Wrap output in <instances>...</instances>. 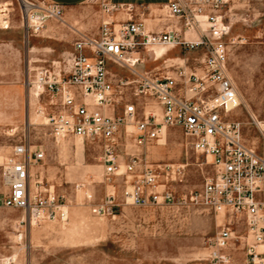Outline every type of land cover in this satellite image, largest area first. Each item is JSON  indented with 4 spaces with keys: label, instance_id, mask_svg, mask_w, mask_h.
Returning <instances> with one entry per match:
<instances>
[{
    "label": "built area",
    "instance_id": "built-area-1",
    "mask_svg": "<svg viewBox=\"0 0 264 264\" xmlns=\"http://www.w3.org/2000/svg\"><path fill=\"white\" fill-rule=\"evenodd\" d=\"M22 2L27 35L41 33L48 19H63L64 9L58 4ZM231 2L174 0L165 6L185 32L202 33L198 41H189L178 31L149 32L144 21H104L97 37L80 35L67 59L36 71L32 84L48 99L52 135L97 142L107 179L125 177L123 199L133 206L188 202L186 196L178 201L168 183H162L171 167L149 163L145 152L167 129H181L190 148L212 168L202 189L189 197L190 203L226 217L222 230L207 242L210 260L264 264V118L250 113L248 121L262 141L260 152L246 141L244 123L232 116L241 99L228 64L231 27L226 9ZM103 9L113 14L122 7L103 0ZM163 45L203 51V62L189 71L179 69L175 76L138 68L143 50ZM44 159V151L21 142L1 166L8 189L1 203L23 211V223L68 220L67 207L54 191H43L37 183V191L32 192L31 170ZM238 227L242 231L237 234L233 229ZM232 247L241 249V263L228 253Z\"/></svg>",
    "mask_w": 264,
    "mask_h": 264
},
{
    "label": "rangeland",
    "instance_id": "rangeland-1",
    "mask_svg": "<svg viewBox=\"0 0 264 264\" xmlns=\"http://www.w3.org/2000/svg\"><path fill=\"white\" fill-rule=\"evenodd\" d=\"M8 1H0V264H213L207 242L222 230L226 217L190 203L212 168L190 148L181 129H167L145 152L149 163L171 167L162 183H168L178 201L186 196L188 202L147 208L124 201V176L107 179L97 142L57 139L51 133V107L32 84L33 75L39 67L67 59L77 31L95 34L103 0H91L68 20L65 15L48 19L33 38L23 22V0L3 3ZM226 22L231 27L229 73L241 99L232 116L244 123L246 141L263 152L248 121L250 113L264 118V0H232ZM188 53L182 50L178 56ZM141 56L147 69L157 66L147 51ZM21 142L45 152V159L31 170L33 194L37 183L43 191H54L67 207V221L31 225L23 223V211L3 207L8 189L1 166ZM128 150L134 152L130 142ZM233 231L238 234L242 228ZM240 250L232 247L228 252L238 263Z\"/></svg>",
    "mask_w": 264,
    "mask_h": 264
},
{
    "label": "crops",
    "instance_id": "crops-1",
    "mask_svg": "<svg viewBox=\"0 0 264 264\" xmlns=\"http://www.w3.org/2000/svg\"><path fill=\"white\" fill-rule=\"evenodd\" d=\"M4 1V0H0ZM47 3L58 4L63 7L64 15L67 20L70 19L72 13L76 11L80 7H84L91 0H44ZM110 5H115L122 7L117 13L108 14L105 12L100 17V26L104 21H110L114 23L126 22L130 19L135 21H144L146 30L153 33H162V32H170V31H178L180 34L185 37L189 41H198L202 37V33H192L185 32L183 24L177 18L170 17L168 15V11L165 8L167 4L174 0H104ZM186 1V0H181ZM12 4V0L8 2H3ZM203 30H206L207 26L205 23L202 24ZM99 29L92 35H86L89 37H97L99 35ZM78 36L85 35L81 31L76 32ZM38 35H28V38H33ZM75 42V41H74ZM74 45V43H73ZM72 45V49L70 54L74 50V46ZM160 46L151 47L147 52L150 56V60L157 64L153 69H147L146 61L142 59L141 64L139 65V69L141 70H149L156 71L158 73L164 75L175 76L179 69H184L186 71L191 70L192 68H197L202 64L204 59L203 51L190 52L185 57L178 56L179 53H182V48L179 46H171V45H163L167 49L165 55L158 59L157 55L154 54L155 48H159ZM43 67H39L36 71L40 70ZM110 68L116 72L122 74V71L110 65ZM173 69V70H172ZM36 73L33 75V79L35 78ZM32 77H28L30 81Z\"/></svg>",
    "mask_w": 264,
    "mask_h": 264
},
{
    "label": "bare ground",
    "instance_id": "bare-ground-1",
    "mask_svg": "<svg viewBox=\"0 0 264 264\" xmlns=\"http://www.w3.org/2000/svg\"><path fill=\"white\" fill-rule=\"evenodd\" d=\"M5 28H8V27H5ZM166 51H167V49H166L165 47L160 46L159 48H155V50H154V54H156L157 57L159 58V57L164 56L165 53H166ZM149 56H150V55H149Z\"/></svg>",
    "mask_w": 264,
    "mask_h": 264
}]
</instances>
